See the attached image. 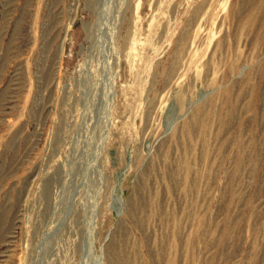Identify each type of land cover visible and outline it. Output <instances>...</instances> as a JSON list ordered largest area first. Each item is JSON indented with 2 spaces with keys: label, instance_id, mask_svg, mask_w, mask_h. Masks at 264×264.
<instances>
[{
  "label": "rangeland",
  "instance_id": "1",
  "mask_svg": "<svg viewBox=\"0 0 264 264\" xmlns=\"http://www.w3.org/2000/svg\"><path fill=\"white\" fill-rule=\"evenodd\" d=\"M123 255L264 264V0H0V264Z\"/></svg>",
  "mask_w": 264,
  "mask_h": 264
},
{
  "label": "bare ground",
  "instance_id": "2",
  "mask_svg": "<svg viewBox=\"0 0 264 264\" xmlns=\"http://www.w3.org/2000/svg\"><path fill=\"white\" fill-rule=\"evenodd\" d=\"M156 207V206H155ZM121 253V252H120ZM114 254V253H113ZM123 254H125L123 252ZM115 255V254H114ZM113 255V256H114ZM120 256V254H118ZM117 255V256H118ZM122 255V254H121ZM116 256V257H117ZM126 256V255H125ZM130 257V256H129ZM124 257V255L121 257V259L119 260V258L116 260V264H135V258H133L132 260L130 258ZM114 259V257L112 258V260ZM134 260V261H133ZM112 262V261H111ZM115 263V262H114Z\"/></svg>",
  "mask_w": 264,
  "mask_h": 264
}]
</instances>
